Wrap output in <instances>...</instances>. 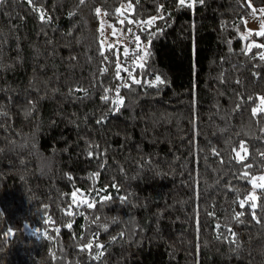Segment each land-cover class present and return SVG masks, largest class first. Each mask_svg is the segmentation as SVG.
<instances>
[{"label": "trees", "instance_id": "trees-1", "mask_svg": "<svg viewBox=\"0 0 264 264\" xmlns=\"http://www.w3.org/2000/svg\"><path fill=\"white\" fill-rule=\"evenodd\" d=\"M127 2L0 4V264H264V195L256 190L260 223L238 205L252 191L240 174H264V116L251 115L264 97L256 55L264 49L244 53L264 37L243 38L251 9L246 0L191 9L179 0H131L128 18L158 17L162 5L164 19L147 31L125 22L124 30L138 28L149 56L134 71L141 84L121 88L125 104L113 112L101 97L124 81L114 78L107 46L100 49L101 17ZM250 2L264 8V0ZM33 7L51 19L41 21ZM103 17L112 25L123 18ZM157 75L165 84L149 87ZM241 141L247 159L237 163ZM73 190L91 193L96 206L66 215ZM104 196L112 199L100 202ZM94 235L104 245L96 260L95 247L80 251Z\"/></svg>", "mask_w": 264, "mask_h": 264}, {"label": "snow or ice", "instance_id": "snow-or-ice-1", "mask_svg": "<svg viewBox=\"0 0 264 264\" xmlns=\"http://www.w3.org/2000/svg\"><path fill=\"white\" fill-rule=\"evenodd\" d=\"M6 0H0V4L5 3ZM27 2L32 5L33 4V0H27ZM197 2H199L200 4L204 3V0H179V5L180 7L184 8H194L197 4ZM80 4H84L85 0H79ZM246 6L248 8L251 9L249 15L253 18L259 21V31H256L254 34L257 37H264V8H260L257 9L255 8L250 0H246ZM163 6H160V15L157 16H153L148 20L145 21H134L130 18H128V16L126 15V13H130L131 11H133V5L131 3V0H128L126 7H117L115 9L114 13H108V12H104L103 15L104 16H108V15H116L118 17H124V19H119L118 23L123 25L125 24V22H127L130 25H139L140 26V30L141 31H147L154 23L155 21L159 18V19H164V14L162 11ZM33 11L37 12L39 15V19L41 21H45V20H50V17L46 16V13L43 11V9L40 8H36L33 7ZM95 13L97 16H101V9L98 7L95 9ZM245 25L247 24V20H243L242 21ZM103 22H101V28L100 31L103 32ZM108 27H110L112 29L111 32V36L112 37H117V36H121L124 39L129 40V43H134L135 47L130 51L128 47L126 46H122L123 47V51H120V48L115 47L112 44H108L107 43V38H103L100 40V49H105V46H107V51L111 53V55L115 58L114 61H112L111 63L113 64V68H114V78L117 82L123 80L124 82L121 83H117L114 84L112 88H108L105 89V95L101 97V99L105 102V103H110L112 105V111L113 112H119L120 109L124 106L125 101L124 98L120 95V90L121 88H127L129 90L132 89V87L134 85H140L141 84V80L137 79L136 76L134 75V71L137 68V65L139 66V68L141 70H143L145 68V63L146 60L149 56V52L147 50V48H141L140 46V36L136 35L135 32L133 31V28H127L126 30H121L119 33L117 32V28L115 25H108ZM253 33L251 31H249L243 38L247 39L248 36L252 35ZM154 35L153 33H149V36ZM255 47L258 49H264V43H256V42H252L251 44H249L245 49H244V53L248 54L249 52H251V49ZM99 55L101 57H103V60L105 63H109V56L105 55V51L104 50H100L99 51ZM256 55H258L259 60L264 61V51H261L259 53H257ZM137 58L138 61H137ZM255 58V56L253 57ZM128 61H133L132 64V71L129 70V68L127 67V63ZM109 71V69L107 67L103 68L100 72V75H104L105 73H107ZM121 73H125V76H122ZM165 84V80L161 78V76L157 75L155 76V81L153 83L149 84V87H158L159 85H163ZM78 91H84L83 89H77ZM112 92L114 94V99H110L108 93ZM243 99V98H242ZM251 99V98H250ZM260 103L258 106L253 107L251 109V115L255 118L258 115L260 116H264V97H260L259 98ZM237 107H239V105H237ZM103 119L97 120V123H103ZM215 151V150H213ZM233 152L235 153V156L233 157V160H235L237 163H242L245 159H247V149L246 146L244 144L243 141H241L238 145L237 148H233ZM241 152L244 153V155H241ZM89 157L92 156V153L89 152L88 153ZM218 155V153H217ZM261 159L262 161H264V153L261 154ZM243 167L245 169H250L252 168L251 164H244ZM93 175H98L97 174H93ZM69 180L72 179L71 176L68 177ZM240 178L241 179H245L247 181L248 184H250L252 186V191L247 194L243 199L238 201V205L240 208H244L245 205L248 206L249 209H251V216L252 219L256 222V223H260V219L257 217L256 215V209L258 207L257 204V200L259 199V197L255 194L257 189L261 190L262 195H264V174H261L259 176H256L254 174H251L249 171H244L243 173L240 174ZM100 191H104L103 189H101ZM98 195V193H97ZM78 196L80 197V199H78ZM89 196H91V193H88L87 195L84 192H81L79 190H73L70 194V206L67 208L66 210V215L68 216H73V207H75L76 209H79L81 207H86L87 209H93L96 204H97V200L96 199H91V201L89 200ZM112 197L110 196H104L100 199V202H107L109 200H111ZM122 202L126 201L127 197H121L120 198ZM76 215H83V212L77 211L75 213ZM244 215V212H237L235 213V215L233 216V219L237 222V223H242L241 221V217ZM96 219H99V217H97ZM51 220V217H49V220L46 221V223H48ZM71 223H68L66 225V227L71 228ZM216 229L218 230L220 228V225L217 224ZM105 230H107V226H105ZM35 231H39V230H35ZM35 231L33 232V234H35ZM55 231L58 233L60 231L59 228L55 229ZM228 231L231 233L232 239H230V243L231 244H235L236 248L238 249L240 247L239 244H237V241L235 239L236 234L234 232H232V230L229 228ZM12 235V230L8 229L7 231H5L3 233V236L5 238L9 237ZM121 237H123V233L120 234ZM48 239H51V236L47 237ZM217 238L219 239L220 236L218 235ZM115 239V237L113 238ZM95 247V251L94 254L92 255V258L94 260L96 259H100L103 256V251L102 249L104 248V245L100 244L96 238L95 235L93 236V239L86 242L83 246H81L80 251L82 252H93V249Z\"/></svg>", "mask_w": 264, "mask_h": 264}, {"label": "rangeland", "instance_id": "rangeland-1", "mask_svg": "<svg viewBox=\"0 0 264 264\" xmlns=\"http://www.w3.org/2000/svg\"><path fill=\"white\" fill-rule=\"evenodd\" d=\"M102 15V14H101ZM124 19V17L122 18ZM101 22H103V32H101L102 34V39L103 38H107V43L108 44H112V45H115V46H126L129 48V45L127 46V39H124L123 37L121 36H117V37H112L111 36V32H112V29L110 27H108V25H110L109 22H107L103 15L101 17ZM112 25V24H111ZM116 28H117V32L119 33L121 30H124V24L121 25V24H118V25H115ZM133 28V31L136 32L138 30V28L136 27H132ZM251 31L253 34L248 36V38L252 37V36H255V32L256 31H259V21L256 20V19H253L252 17H250L249 19H247V24H246V32L244 34V36L249 32ZM122 51H123V48H122ZM241 155L243 156L244 153L242 152Z\"/></svg>", "mask_w": 264, "mask_h": 264}]
</instances>
